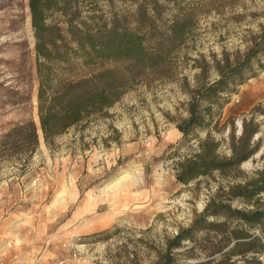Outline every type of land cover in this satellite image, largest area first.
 Segmentation results:
<instances>
[{"label":"rangeland","instance_id":"obj_1","mask_svg":"<svg viewBox=\"0 0 264 264\" xmlns=\"http://www.w3.org/2000/svg\"><path fill=\"white\" fill-rule=\"evenodd\" d=\"M27 1L0 0V40L8 39L0 46V138L15 125L38 124ZM137 3L148 11L143 31L150 25L156 36L176 17L194 14L170 76L133 86L104 117L70 129L52 146L38 130L32 155L0 158V264H162L168 239L192 223L218 188L264 167V67H254L257 76L224 98L207 130L184 139L176 128L187 118L189 91L199 73L195 59L243 53L244 41L264 23V0H237L220 13L210 12L206 0H116L132 28ZM208 77L217 76L210 71ZM207 134L219 143L221 157H229L232 147L252 154L226 175L177 182V164ZM230 203L251 208L239 199ZM204 235L198 232L194 243L184 245L197 254L208 245ZM173 252L175 264L199 260L187 258L186 248Z\"/></svg>","mask_w":264,"mask_h":264},{"label":"trees","instance_id":"obj_2","mask_svg":"<svg viewBox=\"0 0 264 264\" xmlns=\"http://www.w3.org/2000/svg\"><path fill=\"white\" fill-rule=\"evenodd\" d=\"M115 1H27L34 37L38 124L28 121L15 125L3 135L0 158L32 155L39 146L38 130L44 144L52 146L70 129L104 117L133 86L170 76L173 55L194 14L176 17L165 34L156 36L150 25L148 32L142 29L149 21L144 4L137 3L136 26L132 28L126 14L116 10ZM206 1L210 12L220 13V8L237 0ZM152 11L156 15L155 7ZM257 28L244 41L243 53L222 51L220 58L212 53L209 61L202 55L195 59L199 73L189 91L187 118L176 125L184 139L207 130L226 103L224 98L257 76L254 67L263 69L264 23ZM6 40H0V46ZM210 71L216 79H208ZM218 147L207 134L197 150L177 164V182L186 185L213 173L226 175L252 154L243 153V147H232L229 157H221ZM218 190L188 227L168 239L162 264H175L173 251L178 248H186L187 258H198L195 264H263L264 167L254 176ZM236 199L251 208H232L230 202ZM198 232L205 233L208 245L193 254V247L187 248L184 242L194 243Z\"/></svg>","mask_w":264,"mask_h":264},{"label":"crops","instance_id":"obj_3","mask_svg":"<svg viewBox=\"0 0 264 264\" xmlns=\"http://www.w3.org/2000/svg\"><path fill=\"white\" fill-rule=\"evenodd\" d=\"M104 219H105V218H103V220H104ZM103 220H100V221H99L101 225L105 224V223H104L105 221H103Z\"/></svg>","mask_w":264,"mask_h":264},{"label":"water","instance_id":"obj_4","mask_svg":"<svg viewBox=\"0 0 264 264\" xmlns=\"http://www.w3.org/2000/svg\"><path fill=\"white\" fill-rule=\"evenodd\" d=\"M40 133H41V131H40ZM194 263H197V262H194Z\"/></svg>","mask_w":264,"mask_h":264}]
</instances>
